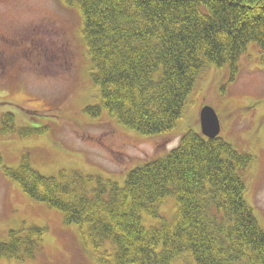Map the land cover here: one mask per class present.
<instances>
[{
    "label": "trees",
    "instance_id": "obj_1",
    "mask_svg": "<svg viewBox=\"0 0 264 264\" xmlns=\"http://www.w3.org/2000/svg\"><path fill=\"white\" fill-rule=\"evenodd\" d=\"M61 1L80 16L99 91L98 105L85 112L105 110L142 135L171 131L211 66L229 65L234 76L248 45L264 53V0ZM9 129L12 114L1 131ZM252 161L221 138L189 129L168 153L130 170L123 185L77 171L45 177L27 156L3 172L77 225L84 243L99 250L110 242L114 252L99 253L97 264H264V229L241 175ZM169 197L171 221L159 214ZM143 214L159 225L143 226ZM43 234L36 226L11 231L0 257L31 258Z\"/></svg>",
    "mask_w": 264,
    "mask_h": 264
},
{
    "label": "rangeland",
    "instance_id": "obj_2",
    "mask_svg": "<svg viewBox=\"0 0 264 264\" xmlns=\"http://www.w3.org/2000/svg\"><path fill=\"white\" fill-rule=\"evenodd\" d=\"M81 31L79 14L61 0H0V244L24 226L44 230L31 258L0 257V264H97L99 253L114 252L110 242L99 250L84 243L77 225H66L61 212L23 193L4 168L17 169L27 156L45 177L77 171L123 185L130 170L168 153L189 129L201 134L204 106L218 116V137L253 157L241 175L245 198L264 229V53L258 46H247L234 76L229 65L211 66L177 125L147 136L105 110L96 117L85 112L98 105L99 91ZM8 114L14 129L3 132ZM174 207L167 198L160 216L171 221ZM142 224L159 225L146 214Z\"/></svg>",
    "mask_w": 264,
    "mask_h": 264
},
{
    "label": "water",
    "instance_id": "obj_3",
    "mask_svg": "<svg viewBox=\"0 0 264 264\" xmlns=\"http://www.w3.org/2000/svg\"><path fill=\"white\" fill-rule=\"evenodd\" d=\"M200 126L203 136L209 139H215L220 133V124L215 111L209 107L204 106L200 111Z\"/></svg>",
    "mask_w": 264,
    "mask_h": 264
}]
</instances>
